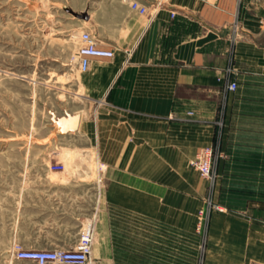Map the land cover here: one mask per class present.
Instances as JSON below:
<instances>
[{"label":"crops","instance_id":"0c3cea01","mask_svg":"<svg viewBox=\"0 0 264 264\" xmlns=\"http://www.w3.org/2000/svg\"><path fill=\"white\" fill-rule=\"evenodd\" d=\"M122 2L83 26L113 58L84 73L76 58L66 86L82 105L36 126L24 152L70 172L0 173V204L70 214L75 232L50 250L73 248L93 221L92 264H264V189L241 212H212L204 244L210 188L190 167L214 147L220 176L241 117L244 146L264 149V0H140L143 16ZM0 264L34 263L8 250Z\"/></svg>","mask_w":264,"mask_h":264},{"label":"rangeland","instance_id":"374dc122","mask_svg":"<svg viewBox=\"0 0 264 264\" xmlns=\"http://www.w3.org/2000/svg\"><path fill=\"white\" fill-rule=\"evenodd\" d=\"M122 1L0 0L1 174L52 173L47 169L49 163L25 160L24 152H30L35 143L36 126L53 113L59 115L82 105L72 93L73 86L69 89L66 86V76L76 60V38L81 31H88L83 26L84 22L88 23L89 14L91 25L96 26L98 12ZM59 86L69 93L57 89ZM261 120L264 122V117ZM247 121L259 122L258 118ZM238 124L235 140L225 152L221 175L217 174L215 161L213 181L208 182L199 175L210 188V197L202 210L210 202L224 213L241 212L244 202L258 197V190L264 189V180L259 179L264 173V149L246 148L242 117ZM62 162L64 171L53 174L70 172L71 166ZM97 170L95 167L94 172ZM24 208L16 210L0 204V252L9 250L12 254L14 244L25 250H50L52 241L69 240L75 232L68 213H36ZM210 215L203 219L204 244Z\"/></svg>","mask_w":264,"mask_h":264},{"label":"built area","instance_id":"2783aa9c","mask_svg":"<svg viewBox=\"0 0 264 264\" xmlns=\"http://www.w3.org/2000/svg\"><path fill=\"white\" fill-rule=\"evenodd\" d=\"M132 12L139 15H145L147 8L141 4L140 0H123ZM156 6H161L160 2ZM174 15L172 14V17ZM259 25H264V18L259 20ZM76 58L78 68L81 72H86L91 60L112 59L114 52L100 46L97 38L88 31H81L77 36ZM237 89L235 81L226 82V90L234 92ZM218 153L214 147L205 148L198 152L195 158L190 162L191 167L208 182L213 181V164ZM52 173H62L64 166L62 164H51L47 168ZM212 212L222 213L223 209L219 206L208 203L205 210L198 214L197 229L203 234V219L208 217ZM95 224L93 221L88 222L79 236L77 244L71 249H54V250H25L18 244H14L13 258L20 261H28L35 264H92V248L94 242Z\"/></svg>","mask_w":264,"mask_h":264}]
</instances>
